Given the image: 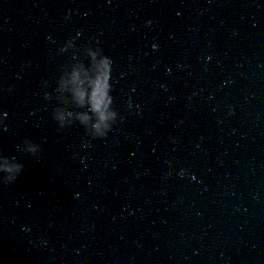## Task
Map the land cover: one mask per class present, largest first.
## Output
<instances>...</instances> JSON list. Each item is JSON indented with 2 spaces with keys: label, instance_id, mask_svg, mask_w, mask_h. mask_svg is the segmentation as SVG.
I'll return each mask as SVG.
<instances>
[{
  "label": "clouds",
  "instance_id": "9594fccd",
  "mask_svg": "<svg viewBox=\"0 0 264 264\" xmlns=\"http://www.w3.org/2000/svg\"><path fill=\"white\" fill-rule=\"evenodd\" d=\"M64 18L70 19L69 16ZM80 35L77 31L49 57L54 60L57 56H63L65 60L55 77L54 86L48 80L42 81L43 98L54 103L50 115L58 128L65 129L78 124L88 137L105 138L118 120L123 119L115 106L113 95L114 61L99 41L78 44L76 41ZM157 47L156 43L152 44L153 49ZM6 116L7 112H0V123ZM15 147L18 154L33 157L41 151L40 145L28 138L21 140ZM23 168L24 163L16 155L8 156L0 152V183H13ZM184 174L183 169L178 173L180 176ZM40 244H47V241L42 239Z\"/></svg>",
  "mask_w": 264,
  "mask_h": 264
},
{
  "label": "water",
  "instance_id": "95a60500",
  "mask_svg": "<svg viewBox=\"0 0 264 264\" xmlns=\"http://www.w3.org/2000/svg\"><path fill=\"white\" fill-rule=\"evenodd\" d=\"M257 264H264V221H263V227H262V233H261Z\"/></svg>",
  "mask_w": 264,
  "mask_h": 264
}]
</instances>
